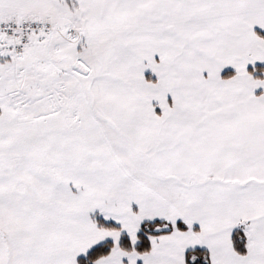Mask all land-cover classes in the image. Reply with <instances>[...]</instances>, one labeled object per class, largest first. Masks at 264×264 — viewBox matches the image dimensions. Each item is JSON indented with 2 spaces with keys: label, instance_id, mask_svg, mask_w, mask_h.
I'll return each instance as SVG.
<instances>
[{
  "label": "snow or ice",
  "instance_id": "6c2138e0",
  "mask_svg": "<svg viewBox=\"0 0 264 264\" xmlns=\"http://www.w3.org/2000/svg\"><path fill=\"white\" fill-rule=\"evenodd\" d=\"M0 264H264V0H0Z\"/></svg>",
  "mask_w": 264,
  "mask_h": 264
}]
</instances>
